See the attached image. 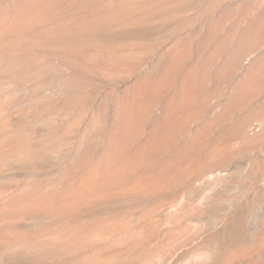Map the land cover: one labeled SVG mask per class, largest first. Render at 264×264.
Returning a JSON list of instances; mask_svg holds the SVG:
<instances>
[{
  "label": "rangeland",
  "instance_id": "rangeland-1",
  "mask_svg": "<svg viewBox=\"0 0 264 264\" xmlns=\"http://www.w3.org/2000/svg\"><path fill=\"white\" fill-rule=\"evenodd\" d=\"M0 264H264V0H0Z\"/></svg>",
  "mask_w": 264,
  "mask_h": 264
},
{
  "label": "bare ground",
  "instance_id": "bare-ground-1",
  "mask_svg": "<svg viewBox=\"0 0 264 264\" xmlns=\"http://www.w3.org/2000/svg\"><path fill=\"white\" fill-rule=\"evenodd\" d=\"M159 1V0H158ZM250 76V75H249ZM263 126V125H262ZM263 128V127H262ZM262 130V129H261ZM256 130H254V132H255ZM254 165L252 166V167H250V171H249V177H252V172H253V170H254ZM261 192H257V193H255L254 195H253V197H252V199L251 200H253V202L254 203H256V202H258V201H260V200H262V196H261ZM252 202V201H251ZM251 205V204H250ZM255 205V204H254ZM258 205L260 206V203H258ZM253 206V205H252Z\"/></svg>",
  "mask_w": 264,
  "mask_h": 264
}]
</instances>
